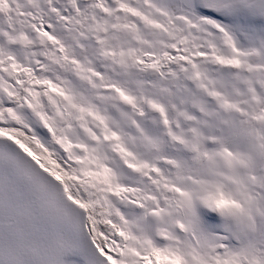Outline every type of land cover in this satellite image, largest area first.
<instances>
[{"label": "snow or ice", "instance_id": "obj_1", "mask_svg": "<svg viewBox=\"0 0 264 264\" xmlns=\"http://www.w3.org/2000/svg\"><path fill=\"white\" fill-rule=\"evenodd\" d=\"M0 264H264V0H0Z\"/></svg>", "mask_w": 264, "mask_h": 264}]
</instances>
